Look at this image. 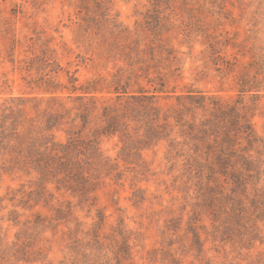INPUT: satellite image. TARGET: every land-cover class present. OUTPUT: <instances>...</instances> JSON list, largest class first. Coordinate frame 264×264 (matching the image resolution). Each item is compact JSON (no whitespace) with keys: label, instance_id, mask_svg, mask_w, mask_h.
Wrapping results in <instances>:
<instances>
[{"label":"rangeland","instance_id":"374dc122","mask_svg":"<svg viewBox=\"0 0 264 264\" xmlns=\"http://www.w3.org/2000/svg\"><path fill=\"white\" fill-rule=\"evenodd\" d=\"M0 106L101 160L42 205L0 153V264H264V0H0Z\"/></svg>","mask_w":264,"mask_h":264},{"label":"trees","instance_id":"16d2710c","mask_svg":"<svg viewBox=\"0 0 264 264\" xmlns=\"http://www.w3.org/2000/svg\"><path fill=\"white\" fill-rule=\"evenodd\" d=\"M36 107V106H33ZM232 113H235V106L229 107ZM222 116L228 114L229 112H221ZM23 109L13 110L9 106L1 108L0 106V153L5 154L15 152L20 154L22 167L28 173L35 172L37 174L36 183V195L37 202H41L42 205L48 204L47 185L56 181L58 183L55 185L57 190L65 188L70 190V194L75 196V188L71 185H67L71 182H80L79 180L85 179L86 175L84 170L86 167H90L93 164V160L101 161L99 157L98 144L96 141H92L88 144V149L83 142L79 141L75 136H73L68 130L67 138L64 142L55 141L53 137H48V135L41 134V129L51 130L52 127L61 119L60 114H53L50 120H46L44 126L39 130L26 126L25 122L22 120L25 118ZM81 126L84 127L87 124V117L83 114L79 115ZM22 118V119H21ZM111 122H114V118H110ZM208 118L206 121H209ZM211 124V122H209ZM238 127L235 133L224 132L222 137L223 141L220 142V147L224 150H228L229 153L234 158L238 159L242 165L248 167L251 160H249L246 155L250 153L251 150H256L257 142L260 141L254 134L252 129L247 125ZM35 131V133H32ZM236 136V137H235ZM237 138H243L246 141V145L240 146V150L234 148L235 141ZM258 152V150H257ZM218 160L222 164H227L226 159L222 155L218 157ZM232 179L236 184L238 181V172L232 171ZM64 183V184H62ZM79 201H81L79 199ZM67 212L72 208L67 206ZM56 213L62 214L64 211L60 206L54 207ZM37 223H42V217L40 215L35 216ZM37 224V225H38ZM47 226L42 225L45 229ZM126 235L122 234L121 247L126 250Z\"/></svg>","mask_w":264,"mask_h":264}]
</instances>
